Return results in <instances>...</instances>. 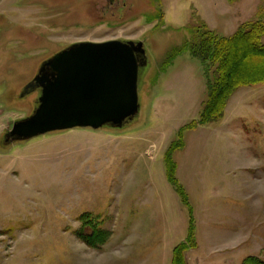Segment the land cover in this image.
Listing matches in <instances>:
<instances>
[{
    "label": "rangeland",
    "instance_id": "rangeland-1",
    "mask_svg": "<svg viewBox=\"0 0 264 264\" xmlns=\"http://www.w3.org/2000/svg\"><path fill=\"white\" fill-rule=\"evenodd\" d=\"M223 1L234 9L212 20L214 0H0V264L171 263L188 214L164 155L207 95L197 56L164 66L197 40L200 19L220 35L264 21V0ZM112 39L143 42L132 120L4 141L38 105L39 88L20 91L44 61ZM184 143L173 158L197 225L187 264L264 260V83L236 88L221 119L185 131Z\"/></svg>",
    "mask_w": 264,
    "mask_h": 264
},
{
    "label": "water",
    "instance_id": "water-1",
    "mask_svg": "<svg viewBox=\"0 0 264 264\" xmlns=\"http://www.w3.org/2000/svg\"><path fill=\"white\" fill-rule=\"evenodd\" d=\"M142 41L78 42L41 64L20 97L41 94L29 117L15 121L4 141L71 128H120L139 112L138 72L146 65Z\"/></svg>",
    "mask_w": 264,
    "mask_h": 264
},
{
    "label": "trees",
    "instance_id": "trees-1",
    "mask_svg": "<svg viewBox=\"0 0 264 264\" xmlns=\"http://www.w3.org/2000/svg\"><path fill=\"white\" fill-rule=\"evenodd\" d=\"M199 25L200 27L195 29L197 40L193 44H183L181 47L173 48L164 66L165 69L172 59L183 51H189L193 56H197L203 65L207 95L197 119L186 123L178 130V139L171 143L164 155L166 156V178L178 194L188 214L186 236L172 248L170 264H187L185 254L197 246L195 237L197 225H195L193 209L188 195L175 178L177 167L173 158L174 152L185 146V131L221 119L225 104L236 88L264 83V42L262 41L264 21L262 17L252 22H242L229 36L215 33L201 21ZM88 220L92 223V227L89 228L92 233L88 239L93 243L92 245H97L94 243L99 231L95 228L93 220L89 218ZM243 264H264V260L251 256L246 257Z\"/></svg>",
    "mask_w": 264,
    "mask_h": 264
},
{
    "label": "crops",
    "instance_id": "crops-1",
    "mask_svg": "<svg viewBox=\"0 0 264 264\" xmlns=\"http://www.w3.org/2000/svg\"><path fill=\"white\" fill-rule=\"evenodd\" d=\"M219 6H221V8H219ZM213 7H215V9H212V10H211V12L214 13L213 15L210 13V16H211L210 18H211V19H212V18H215V16L218 17V16H221V15H222L223 17H225V16H227V14H226L227 12H225L227 9H231V10L234 9V5H231L230 2L227 3L226 1H223V0H214ZM228 7H229V8H228ZM213 16H214V17H213ZM212 20H213V19H212ZM200 21L203 22L205 25H207L209 29H211L210 25H208V23H206L204 20H201V19H200ZM239 25H241V24H238V26H239ZM238 26H237V27H238ZM237 27H236V29H237ZM236 29H235V30H236ZM211 30L214 31V29H211ZM235 30H234V31H235ZM234 31H233V32H234ZM214 32H215V31H214ZM233 32H232V33H233ZM232 33H229V35L232 34ZM229 35H223V36H229ZM196 233H197V228H196Z\"/></svg>",
    "mask_w": 264,
    "mask_h": 264
}]
</instances>
